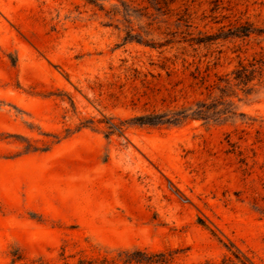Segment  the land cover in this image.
Wrapping results in <instances>:
<instances>
[{
  "label": "rangeland",
  "instance_id": "374dc122",
  "mask_svg": "<svg viewBox=\"0 0 264 264\" xmlns=\"http://www.w3.org/2000/svg\"><path fill=\"white\" fill-rule=\"evenodd\" d=\"M262 59L264 0H0V264H264Z\"/></svg>",
  "mask_w": 264,
  "mask_h": 264
},
{
  "label": "trees",
  "instance_id": "16d2710c",
  "mask_svg": "<svg viewBox=\"0 0 264 264\" xmlns=\"http://www.w3.org/2000/svg\"><path fill=\"white\" fill-rule=\"evenodd\" d=\"M259 62L264 63V59L259 60L251 66H253L254 69H252L251 72H255L256 67L254 65ZM248 68L244 65L240 66V69H238L233 77L235 81H237V84L242 85H248L253 79L254 75L251 76L249 73L250 71H247ZM259 73V77L262 74V69L259 66V69L257 70ZM205 109H208V107L205 106V103H202L199 105L198 113L200 116H203V112ZM142 123H148V121L142 122ZM153 124L152 122L150 123ZM122 253L124 256H122ZM118 254L116 258H108L103 257L101 259H91L88 261H80L79 264H115L118 261H122L124 264H170L173 260V254L175 251H159V252H151L148 253L144 250L135 249L131 252H122ZM6 264H18L14 259H12L9 263Z\"/></svg>",
  "mask_w": 264,
  "mask_h": 264
}]
</instances>
